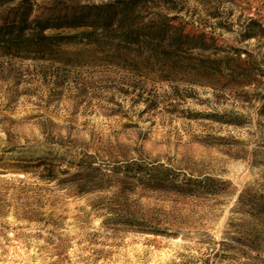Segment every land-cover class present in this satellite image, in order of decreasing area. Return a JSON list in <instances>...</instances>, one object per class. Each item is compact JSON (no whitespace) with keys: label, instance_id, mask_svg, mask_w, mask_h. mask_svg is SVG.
Returning <instances> with one entry per match:
<instances>
[{"label":"rangeland","instance_id":"rangeland-1","mask_svg":"<svg viewBox=\"0 0 264 264\" xmlns=\"http://www.w3.org/2000/svg\"><path fill=\"white\" fill-rule=\"evenodd\" d=\"M42 20L0 36V264H264V0H0Z\"/></svg>","mask_w":264,"mask_h":264},{"label":"trees","instance_id":"trees-1","mask_svg":"<svg viewBox=\"0 0 264 264\" xmlns=\"http://www.w3.org/2000/svg\"><path fill=\"white\" fill-rule=\"evenodd\" d=\"M102 5H95L93 15L96 16L97 21L100 22V25L104 29H108L112 26H115L117 30L122 31L123 34L119 37L122 39L135 42L136 37H138V33L129 28V26L125 25L124 18L122 16H118L117 12H112L111 10H104ZM52 27L51 24H48L46 20H42L36 24L35 27H22L20 25L7 24L0 26V36L7 35V39L5 42H9L16 37H20L23 29H32V33L25 38L26 44H32L34 40L39 43L44 42L45 40L50 39V36L44 35V31L48 28Z\"/></svg>","mask_w":264,"mask_h":264}]
</instances>
